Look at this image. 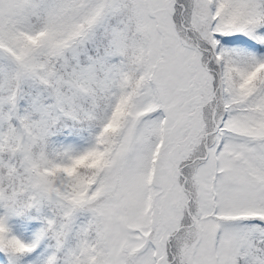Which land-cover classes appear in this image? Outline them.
I'll list each match as a JSON object with an SVG mask.
<instances>
[{
  "label": "snow or ice",
  "instance_id": "6c2138e0",
  "mask_svg": "<svg viewBox=\"0 0 264 264\" xmlns=\"http://www.w3.org/2000/svg\"><path fill=\"white\" fill-rule=\"evenodd\" d=\"M0 264H264V0H0Z\"/></svg>",
  "mask_w": 264,
  "mask_h": 264
}]
</instances>
